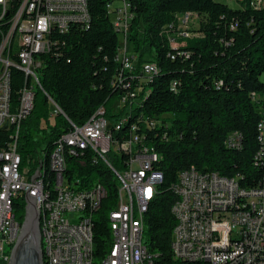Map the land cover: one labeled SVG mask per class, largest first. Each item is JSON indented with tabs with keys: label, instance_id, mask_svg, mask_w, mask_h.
<instances>
[{
	"label": "built area",
	"instance_id": "obj_1",
	"mask_svg": "<svg viewBox=\"0 0 264 264\" xmlns=\"http://www.w3.org/2000/svg\"><path fill=\"white\" fill-rule=\"evenodd\" d=\"M254 5L261 7L264 1L257 0ZM109 9L122 33L121 62L113 85L126 91L117 100L122 108L126 106V111L109 118L100 106L84 124L71 122L70 130L61 134L50 153L47 189H38L36 157L41 151L23 162L19 151L22 122L34 109L36 92L43 89L41 76L48 58L63 56L66 42L62 35L74 25L88 27L90 12L86 0H0V264L10 262L13 244L21 234L22 224L16 219L14 206L17 199H25L28 189L36 197L37 207H41L46 264H164L160 253L145 244L146 230L140 223V208L153 192L162 155L147 143V132L139 128L144 123L147 131L153 130L162 121L138 113V123L129 127L130 137H119L126 127V117L134 115L133 108L141 103L139 94L144 85L160 69L154 61L137 67V55L128 43L133 18L129 1L121 0L115 5L113 0ZM199 22L198 13L185 12L177 14L174 25L179 36L188 37L187 29ZM170 45L178 48L182 43L170 37ZM181 54L188 57L187 52ZM14 70L24 77L15 107ZM132 82L137 83L134 89ZM176 88L174 81L172 89ZM47 96L54 119L62 110ZM261 112L256 163L264 162V107ZM242 143L241 132L227 138L231 148L240 149ZM86 156L93 164L109 165L121 182V196H117L116 207L110 212L116 246L101 257L95 255L90 220L100 210L107 191L101 182L78 188L79 180L72 184L66 176L68 158L86 160ZM173 188L178 199L171 208L176 218L172 264H264V177L259 185L247 188L241 185L240 176L227 177L191 167L180 172ZM89 191L98 192V201L88 205L89 220L80 221V197Z\"/></svg>",
	"mask_w": 264,
	"mask_h": 264
},
{
	"label": "trees",
	"instance_id": "obj_2",
	"mask_svg": "<svg viewBox=\"0 0 264 264\" xmlns=\"http://www.w3.org/2000/svg\"><path fill=\"white\" fill-rule=\"evenodd\" d=\"M86 1L89 26L74 25L62 35L66 42L63 56L48 58L41 76L44 90L36 92L34 109L22 122L19 151L24 163L39 151L48 160L71 122L84 124L100 106L109 118L126 111V106L118 113L113 111L115 102L126 92L113 85L121 52V35L109 9L113 0ZM128 1L133 13L128 43L137 55V67L154 61L160 72L144 85L139 94L141 103L133 108L134 115L128 116L129 123L119 137H130V122L138 123V113L162 121L153 130L147 131L144 123L139 128L147 132V143L162 155L159 171L164 176L146 214L144 242L160 253L161 263L172 264L176 218L171 208L178 199L173 187L180 172L195 167L227 177L240 176L241 185L247 188L263 180L264 162L256 163L255 156L260 147L258 123L264 107V5L256 7L257 0H236L238 7L216 0ZM185 12L200 15L199 24L187 29L188 37L179 36L174 25L177 14ZM170 37L182 45L171 47ZM174 81L176 90L172 89ZM22 84V72L14 70V107ZM136 84L132 82V89ZM46 93L62 110L54 119ZM233 132L243 135L240 149L227 144ZM83 158L86 160L68 158L66 176L72 184L79 180L78 188L101 182L107 191L93 225L95 255L101 257L114 241L110 212L116 207L119 183L102 162L93 164L89 156ZM14 210L23 224L24 198L17 199Z\"/></svg>",
	"mask_w": 264,
	"mask_h": 264
},
{
	"label": "water",
	"instance_id": "obj_3",
	"mask_svg": "<svg viewBox=\"0 0 264 264\" xmlns=\"http://www.w3.org/2000/svg\"><path fill=\"white\" fill-rule=\"evenodd\" d=\"M26 191V214L8 264H45L40 230V211L36 197Z\"/></svg>",
	"mask_w": 264,
	"mask_h": 264
},
{
	"label": "bare ground",
	"instance_id": "obj_4",
	"mask_svg": "<svg viewBox=\"0 0 264 264\" xmlns=\"http://www.w3.org/2000/svg\"><path fill=\"white\" fill-rule=\"evenodd\" d=\"M191 15V14H187ZM114 25L116 27V24L114 22ZM116 30L122 35L121 30H119L118 27H116ZM119 60L121 62V52L119 56ZM156 66V64H155ZM132 121V120H131ZM126 123H129V117H126ZM131 127L135 126V122H130ZM41 155V154H40ZM109 168V165L104 164ZM94 166V165H93ZM164 176L161 171H159V174H157V181H154V187H153V192H149L148 196H146V202H143L142 208H140V223H143V229L146 230V214L149 210L150 204L156 199L157 196V189L158 186L163 182ZM50 180V156L47 159H43L42 156L38 158V189H47V183H49ZM119 183L118 187V196H121V182ZM98 201V192L97 191H89V194H85L82 197H80V221H88L89 220V204H95ZM40 211V230L42 229V212H41V207H37ZM111 222V228H112V233L114 236V226L113 222ZM94 225V220H90V227H93ZM113 245L116 246V237H113ZM15 244H13L14 247ZM151 250V249H150ZM43 256H44V262L46 264L45 260V249H43ZM176 264H181V263H176Z\"/></svg>",
	"mask_w": 264,
	"mask_h": 264
},
{
	"label": "rangeland",
	"instance_id": "obj_5",
	"mask_svg": "<svg viewBox=\"0 0 264 264\" xmlns=\"http://www.w3.org/2000/svg\"><path fill=\"white\" fill-rule=\"evenodd\" d=\"M216 1H220L223 3H227L228 5H230L231 7H238L239 4L236 0H216ZM115 5H118L121 3V0H114ZM115 22V21H114ZM197 25V24H195ZM191 29V28H190ZM120 40H121V47H122V35L120 36ZM261 80L264 82V73L261 75ZM149 89V88H148ZM123 105H121L118 101L115 102V104L113 105V111L115 112H119L120 109L122 108ZM45 123L42 124V126H44ZM41 154L43 155V153L41 152ZM40 155V156H42ZM37 159L39 158V156L36 157ZM42 158L44 159V156H42ZM25 200V199H24ZM10 247L7 246V249H9Z\"/></svg>",
	"mask_w": 264,
	"mask_h": 264
}]
</instances>
